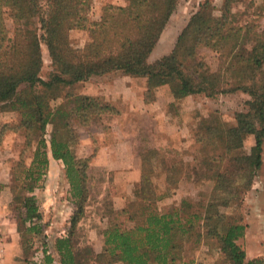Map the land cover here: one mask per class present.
<instances>
[{
    "label": "rangeland",
    "instance_id": "obj_1",
    "mask_svg": "<svg viewBox=\"0 0 264 264\" xmlns=\"http://www.w3.org/2000/svg\"><path fill=\"white\" fill-rule=\"evenodd\" d=\"M38 1L42 8L45 0ZM88 2L86 16L89 20H99L108 14L106 6H128L130 0ZM203 2L205 0L177 1L147 58L148 62L168 54L191 17L203 8L205 16L210 17L212 22L224 21L225 28L231 29L243 27L240 34L234 36L236 40L238 38L237 50L249 49L256 34L264 30V0H233L228 4V11H224V0H208V5L202 8ZM10 14L8 8H3L2 18L9 37L5 44L12 43L15 32L16 24ZM21 25L36 31L41 54L39 76L50 81L57 67L41 38L40 15L34 14L22 20ZM65 33L68 44L78 50L85 49L93 40L86 28H68ZM4 50L0 52L3 60L8 52ZM195 57L202 58L210 71L218 72L222 91L212 95L195 93L183 102L178 99L169 101V87L163 85L150 90L147 96H158L159 100L149 106L136 100L135 92L131 93L128 88L132 81L130 79H133L134 86L143 90V87L146 88L145 77L127 75L121 70L93 74L71 85L54 82L52 87L38 83L30 87L21 84L18 95L27 102H33L37 94L41 95L51 111H63L57 114L54 123L46 124L42 133L21 126V111L11 110L0 102V206L2 215L8 218L9 227L2 231L3 264H7L6 254L11 257V264H59L54 242L56 238L68 235L74 205L65 165L61 160L54 159L50 151L49 140L54 129H57L58 136L65 138L75 132L76 140L70 137L74 143L73 153L88 160L84 215L73 234L75 247L82 254V264H124L110 261L108 255L103 254L104 231L115 223L122 228H130L142 217L140 208L144 203L133 197V190L139 187L140 155L147 150L154 167L151 176L156 194L165 190L164 166H177L179 174V181L167 187L171 195L156 200L159 210H167L181 204L182 199H190L196 205L202 203L207 212H214L215 209L225 212L228 218L245 225L237 243L245 250L246 257L264 258V139L261 164L254 172L249 188L238 199L231 200L228 207L221 204L226 196L214 190V171L247 173V156L255 143L254 135H246L240 148L233 149L228 156L223 153V159L213 161L212 165L211 161H204L202 155L208 152L209 155L218 156L222 153L221 148L209 152L212 146L209 141L201 144L196 139L203 137L199 133H204L206 126L221 122L235 124L236 113L247 109V100L251 95L230 85L232 81L229 75L223 73L228 59L226 56L203 45L197 48ZM90 90L95 93L91 96L96 102L109 104L111 108L95 112L83 123L75 115L73 98L75 95H89ZM101 94L110 98L105 99ZM28 135L29 145L26 144ZM41 138L47 142L49 162L42 169L40 181L30 192L27 187L32 181L26 176V169L29 168L33 171L32 175H36L38 158L35 153ZM225 138L223 135V144ZM244 181L247 182V179ZM31 194H34L42 214V228L37 233L27 231L25 226L31 223L21 220L24 212L20 205L22 197ZM187 246L185 252L194 258L195 263L228 264L222 261L223 253L217 237L203 235L196 242H188ZM44 250L51 256V263H47Z\"/></svg>",
    "mask_w": 264,
    "mask_h": 264
},
{
    "label": "trees",
    "instance_id": "obj_2",
    "mask_svg": "<svg viewBox=\"0 0 264 264\" xmlns=\"http://www.w3.org/2000/svg\"><path fill=\"white\" fill-rule=\"evenodd\" d=\"M177 1L130 0L128 6L108 5L106 16L99 20H89L86 16L88 0H45L42 8L38 0H0V52L4 49L8 51L4 60V57H0V102L11 110L21 111V126L42 133L46 124L54 123L57 114L63 111H51L41 95L35 94L33 102H27L18 95L21 84L30 87L37 83L52 87L54 82L71 85L93 74L121 70L127 75L145 77L146 102L154 100L155 96H147L150 90L162 85H168L175 99L201 92L212 95L222 91L218 72L210 71L202 58L195 57L198 47L210 46L228 58L223 73L229 75L232 81L230 85L251 95L247 100V109L236 113L235 124L221 122L215 126H206L204 133H199L203 137L196 138L201 144L205 140L209 141L212 145L209 152L221 148L222 153L218 156L209 155L208 152L202 155V159L211 161L212 165L213 161L223 159V153L228 156L233 149L240 148L246 135H254L255 143L247 156V173L214 171V190L226 196L221 204L228 207L231 200L238 199L249 188L254 172L261 164L264 139V30L256 34L249 49L237 50L238 38L236 40L234 36L240 34L243 27L231 29L225 28L224 21L212 22L210 17L205 16L203 7L208 5V0H205L203 9L191 17L172 50L156 61L148 62L147 58ZM231 1L224 0V11ZM5 7L10 10V16L16 24L11 44H5L9 38L2 18ZM34 14L40 15L41 38L57 67L50 81L39 76L41 54L36 31L21 25L22 20ZM68 28L88 29L93 37L92 42L83 50L71 47L65 33ZM73 101L75 115L83 123L95 112L111 108V105L99 104L93 96L86 94L75 95ZM69 135L76 140L75 132ZM223 135L226 136L225 144L222 143ZM70 137L58 136L57 129H54L49 140L52 157L65 165L74 205L69 233L56 238L54 249L59 264H82V254L75 247L73 234L84 215L88 160L74 155V143ZM26 144H30L29 135ZM35 155L38 158L36 175L33 176V171L26 169V176L32 181L27 187L30 192L40 181L42 169L49 162L47 142L43 138L38 141ZM149 155V150L140 155L139 187L133 190V197L144 203L140 208L142 217L139 221L135 219L138 222L130 228H122L115 223L104 231L103 254L108 255L110 261H121L124 264H206L195 263L194 258L185 251L188 242H196L203 235H210L218 239L223 262L264 264V258L246 257L245 250L237 243V239L244 233L245 225L228 218L225 212L218 209L207 212L202 203L196 205L190 199H182L178 206L159 210L156 200L171 195L167 187L179 181V174L177 166H164L165 190L156 194L151 176L154 167ZM243 179H247V182H242ZM20 205L24 209L21 220L23 223H31L25 229L36 233L41 231L42 214L34 194L23 196ZM44 253L47 263H51L52 258L47 250Z\"/></svg>",
    "mask_w": 264,
    "mask_h": 264
},
{
    "label": "crops",
    "instance_id": "obj_3",
    "mask_svg": "<svg viewBox=\"0 0 264 264\" xmlns=\"http://www.w3.org/2000/svg\"><path fill=\"white\" fill-rule=\"evenodd\" d=\"M130 80H132L131 81V83L128 85V88L130 89L129 91L132 93L133 91L135 92V94H136V100H138V101H141L142 103H144L145 105L147 104V105H149V106H151V105H153V103H157L158 102V100H159V98H158V96H156L155 98H154V100L153 101H150V102H146L145 100H144V90L146 89L145 87H143V90H141L140 88H138V86H134V82H133V79H130ZM159 87H163V85L162 86H159ZM158 87V88H159ZM91 92H88V94L89 95H95V93H93L92 92V90H90ZM85 93H87V92H85ZM100 95V94H99ZM102 95V94H101ZM105 99H109L110 97H105L104 95H102ZM169 101H173L175 98L172 96V95H170L169 94ZM189 97H190V95H187V96H185V97H183V98H180V99H178V100H180V101H188L189 100ZM139 177H140V170H139ZM1 192H2V190L0 189V200H2V194H1ZM7 217H5V216H3L2 215V209H1V206H0V224H1V230L4 232V230H6L7 228H9V227H7ZM248 231V230H247ZM247 231H246V234H247ZM8 253V252H7ZM250 257H252V256H250ZM5 262L7 263V264H11L12 263V261H11V257H10V255H8V254H6V256H5Z\"/></svg>",
    "mask_w": 264,
    "mask_h": 264
},
{
    "label": "built area",
    "instance_id": "obj_4",
    "mask_svg": "<svg viewBox=\"0 0 264 264\" xmlns=\"http://www.w3.org/2000/svg\"><path fill=\"white\" fill-rule=\"evenodd\" d=\"M4 262V237L1 230V224H0V264H3Z\"/></svg>",
    "mask_w": 264,
    "mask_h": 264
}]
</instances>
